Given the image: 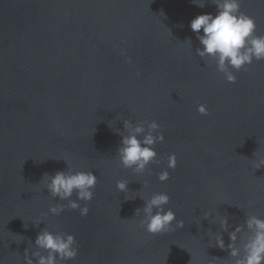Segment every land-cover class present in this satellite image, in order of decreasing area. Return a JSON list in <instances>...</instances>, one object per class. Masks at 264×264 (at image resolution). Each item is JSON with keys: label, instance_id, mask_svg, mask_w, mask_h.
Returning a JSON list of instances; mask_svg holds the SVG:
<instances>
[{"label": "water", "instance_id": "1", "mask_svg": "<svg viewBox=\"0 0 264 264\" xmlns=\"http://www.w3.org/2000/svg\"><path fill=\"white\" fill-rule=\"evenodd\" d=\"M241 10L264 33V0H242ZM216 11L208 0L203 8L191 0H0V264H24L44 227L74 235L78 255L66 264L230 260L227 248L209 246L207 230L220 229L203 212L227 213L228 231L245 213L264 218V166L251 161L264 156V60L233 70L235 83L214 61L205 65L190 21ZM188 38L191 47L181 44ZM198 103L209 115L196 111ZM118 118L160 125L161 163L148 166L151 174L119 164ZM173 152L176 167L161 182L157 173ZM65 157L98 179L83 217L78 209L49 213L67 201L38 184L44 173L65 170ZM119 179L129 180L130 196L167 193L164 207L184 226L147 233L134 215L144 201L125 199ZM37 217L43 221L34 226ZM16 235L24 238L18 244Z\"/></svg>", "mask_w": 264, "mask_h": 264}, {"label": "clouds", "instance_id": "2", "mask_svg": "<svg viewBox=\"0 0 264 264\" xmlns=\"http://www.w3.org/2000/svg\"><path fill=\"white\" fill-rule=\"evenodd\" d=\"M193 4L203 8L205 0H191ZM214 4L217 11L212 13L197 14L190 21V28L196 34L199 47L196 55L202 58L205 65L215 62L216 71L223 74L228 83L236 82L234 71H248L253 61L264 60V33L256 34L255 19L241 10L242 0H208ZM163 15V13H161ZM201 29L203 34H201ZM170 32V31H169ZM171 35V33H170ZM181 44L191 47V39H185ZM119 54L123 55L127 63H131V57L125 54V49L120 48ZM137 75H140L138 72ZM196 111L201 115H209L208 108L204 103H198ZM123 119V131L114 129L120 135L121 140L116 149V157L119 164L130 169L134 174H143L148 171L151 174L150 164L159 165L158 153L155 150L157 143L164 141V134L160 125L155 120L138 121L133 123L128 118ZM112 126L109 121V127ZM253 169L264 166V156L254 153ZM67 168L56 170L53 174L44 173L38 184L48 190V194L66 204H51L48 212L59 216L65 209L79 210L80 216H86L89 212L88 202L93 198V189L97 184V177L91 170H73L68 158H62ZM43 160V159H41ZM177 164L176 154L168 153L166 168L157 173V179L164 182L169 179L168 169H175ZM129 180L119 179L115 183L118 192L125 193V199H135L138 195L143 201L142 208L134 210L135 216H140L138 226L147 233L156 235L174 231L184 226V220L177 219L176 213L171 208L164 206L169 203L170 197L165 192H154L145 198L135 193L129 194L127 187ZM147 186L145 181L143 187ZM75 195V199H73ZM83 201V205H81ZM251 204V202H250ZM142 214V216H141ZM212 216L210 223L218 224L219 231L213 233L207 230L209 246L219 247L221 250L228 249L230 260L212 257L207 264H264V218L252 213H245L242 224H237L232 231H228V214H216L204 211L203 218ZM43 220L37 217L33 224L38 226ZM173 222L174 225H173ZM27 228V224L24 225ZM227 232L230 242L225 245L222 233ZM16 240L17 244L24 239L22 236ZM29 248H32L29 254ZM29 248L25 249L23 256L24 264H66L78 255L77 241L71 233L63 231H51L48 227L41 229L35 238L34 247L29 242ZM35 258V260L33 259Z\"/></svg>", "mask_w": 264, "mask_h": 264}]
</instances>
